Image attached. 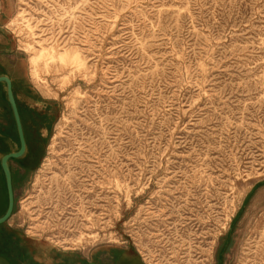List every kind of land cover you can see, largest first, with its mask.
Listing matches in <instances>:
<instances>
[{"label":"rangeland","instance_id":"374dc122","mask_svg":"<svg viewBox=\"0 0 264 264\" xmlns=\"http://www.w3.org/2000/svg\"><path fill=\"white\" fill-rule=\"evenodd\" d=\"M45 2L27 18L51 39L34 40L20 0L5 28L43 145L2 258L124 248L143 264H264V0ZM38 40L82 64L36 73ZM0 186L2 215L1 172Z\"/></svg>","mask_w":264,"mask_h":264},{"label":"crops","instance_id":"0c3cea01","mask_svg":"<svg viewBox=\"0 0 264 264\" xmlns=\"http://www.w3.org/2000/svg\"><path fill=\"white\" fill-rule=\"evenodd\" d=\"M15 0H0V77L7 76L11 79L13 83V90L17 100L23 101L24 99L31 100L32 95L29 92V89L22 90L20 85H18V81L16 78H13L10 73L6 71V67L3 63L6 59H10L12 57L11 51V42L8 34L5 31V28L14 15L15 12ZM8 96H7V86L4 83L0 84V128L3 123H5L7 115H8ZM29 107H34L33 105H29ZM6 116V118H5ZM40 161V160H39ZM1 186H0V199L2 198L1 194ZM7 196V195H6ZM1 202V201H0ZM7 206H8V196H7ZM7 206L5 212L7 210ZM5 212H3L0 217H2ZM14 219V213L10 220L1 225L0 227H11ZM10 231L14 234V241H18V246L22 248L23 245H27L26 240L19 239L18 233H15V228L10 229ZM18 238V240H17ZM3 246V245H2ZM6 247V245H5ZM33 247V246H31ZM33 253L31 252V264H143L142 261L138 258L134 251L124 248H99L90 253H81L78 251H53L50 249L41 250L39 248H31ZM36 252V253H35ZM35 253V254H34ZM21 253L17 255V259L15 261L6 260L2 258L0 254V264H26L23 260ZM28 264V263H27Z\"/></svg>","mask_w":264,"mask_h":264},{"label":"flooded vegetation","instance_id":"af4514ba","mask_svg":"<svg viewBox=\"0 0 264 264\" xmlns=\"http://www.w3.org/2000/svg\"><path fill=\"white\" fill-rule=\"evenodd\" d=\"M15 99H16V103H17L18 110L21 116V120H22V126L24 130L25 141H26V152L22 158L18 160H11L9 162V168L12 174V182H13L14 191H16L17 186H20V184H22L23 181L26 179L27 175H29V173H31L37 166L41 158L42 145H43L42 140L38 138L37 133L34 132V129H35L34 124L32 123L31 129H30L29 128L30 123L28 124L25 121L24 116H23L24 109L22 108L21 104L17 100L16 96H15ZM29 109H31V111H34L33 110L34 108L29 107ZM9 110L11 113V119H12L11 121H12V126L14 128V135H12L10 131L11 124L9 126V123H10L8 119L9 115H7V118L5 116L6 121L5 123L2 124L0 128V172H1V177L4 181L5 191H6L7 196H8V192H7V187L5 183L4 173L1 169V160H2V157L5 156L6 154H9L11 152H17L20 150V147H21L20 138L17 132L16 123L14 120L12 110L10 108V104H9ZM32 115H35V114H32ZM41 117L42 115L39 113L36 117L34 116V118H36L35 122L37 124H39V122L42 121Z\"/></svg>","mask_w":264,"mask_h":264},{"label":"bare ground","instance_id":"6f19581e","mask_svg":"<svg viewBox=\"0 0 264 264\" xmlns=\"http://www.w3.org/2000/svg\"><path fill=\"white\" fill-rule=\"evenodd\" d=\"M32 1L46 3L45 0H20V4L23 7L21 8V11L19 12L18 17L24 23H27V28L29 32L31 33L32 37L34 38V40L39 39V38L42 39V37L46 36L44 33L45 31H42L43 32L42 34H37L35 32L36 27L31 25L32 17L27 18L28 10L26 6L29 7ZM45 6H49V5H45ZM36 22H40V21H36ZM49 39H51V37H49L48 39H42V40H49ZM35 44L37 45L38 49H36L35 54L31 55L30 63L33 65L36 73L39 72L38 67L43 65L44 68H50L51 64H53L55 60H58L59 62H63V63H70L72 65L82 64V59L77 50L72 51V52L65 51L63 53H56L55 48L46 46L42 41H39V40L35 41ZM28 46H27L28 48H26L28 51L35 49L33 45H28Z\"/></svg>","mask_w":264,"mask_h":264},{"label":"water","instance_id":"95a60500","mask_svg":"<svg viewBox=\"0 0 264 264\" xmlns=\"http://www.w3.org/2000/svg\"><path fill=\"white\" fill-rule=\"evenodd\" d=\"M1 83L6 84L7 86L8 102L10 104V108L14 116L17 132H18L20 142H21V147H20V150L17 152H11L9 154H6L5 156L2 157V160H1V169L4 173L5 183H6L7 192H8V206H7V210L5 214L2 217H0V226L7 223L10 220V218L12 217L15 211V204H16V196H15V191L13 188L12 174L9 168V162L11 160H18L22 158L26 152L25 135H24V130L22 126L21 116L18 110L15 95H14L13 83L11 79L7 76L0 77V84Z\"/></svg>","mask_w":264,"mask_h":264},{"label":"trees","instance_id":"16d2710c","mask_svg":"<svg viewBox=\"0 0 264 264\" xmlns=\"http://www.w3.org/2000/svg\"><path fill=\"white\" fill-rule=\"evenodd\" d=\"M228 245H229V244H227V245L224 247L223 251H226V250H227Z\"/></svg>","mask_w":264,"mask_h":264}]
</instances>
